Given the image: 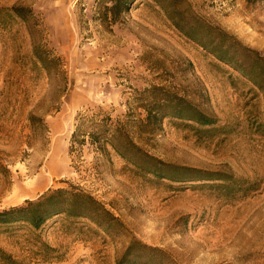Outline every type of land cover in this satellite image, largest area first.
<instances>
[{"label":"rangeland","instance_id":"rangeland-1","mask_svg":"<svg viewBox=\"0 0 264 264\" xmlns=\"http://www.w3.org/2000/svg\"><path fill=\"white\" fill-rule=\"evenodd\" d=\"M100 1L0 0V210L80 188L116 220L106 229L65 214L39 228L0 224V255L17 264H264V90L179 31L159 3L133 0L112 22ZM177 2L264 56V0ZM16 5L25 20L9 11ZM157 94L214 123H147L144 105ZM102 114L144 153L195 177L157 178L109 145L72 141L76 125L85 131Z\"/></svg>","mask_w":264,"mask_h":264},{"label":"trees","instance_id":"trees-1","mask_svg":"<svg viewBox=\"0 0 264 264\" xmlns=\"http://www.w3.org/2000/svg\"><path fill=\"white\" fill-rule=\"evenodd\" d=\"M132 1L101 0L99 11L105 21L114 22L119 15L129 9ZM153 1L162 6L172 24L179 31L205 47L221 61L244 73L260 90H264V56H260L257 51L241 45L234 37L219 27L206 23L204 20L195 19L192 15L186 16L185 10L178 5L177 0H166V3H161V0ZM9 11L13 16L24 20L28 15L27 9L17 5L12 6ZM40 61L46 66L49 61H54V57L50 55L45 58L40 57ZM157 90V87L150 88V91L153 92ZM144 109L147 112L145 121L151 124L160 122L161 118L166 116L178 117L200 125L214 123L212 117L174 94L165 96L157 94L152 101L144 105ZM98 121L99 123L88 126L85 131L81 130V124L76 125L72 133V141L81 134V136L84 135L89 138L87 142L97 144L98 148L102 150L105 149L106 145H109L116 154L134 166L136 170L157 178H167L177 182L183 181L187 177H195L192 174L197 172L196 170L167 165L162 160L144 153L141 147L130 138L124 126L117 120L113 121L109 115L102 114ZM143 122L144 120H141L140 125ZM198 179L209 178L199 177ZM59 214L73 218L86 217L104 229H106V222L116 220L105 206L90 193L80 188H56L46 191L35 199L25 200L21 205L0 210V224L24 222L33 228H39L47 220ZM0 256L7 258L9 264H17L15 259L2 251Z\"/></svg>","mask_w":264,"mask_h":264}]
</instances>
